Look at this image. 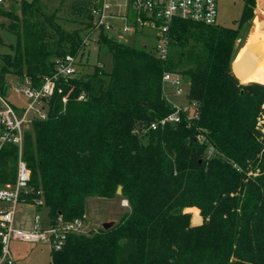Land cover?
<instances>
[{
	"label": "trees",
	"instance_id": "1",
	"mask_svg": "<svg viewBox=\"0 0 264 264\" xmlns=\"http://www.w3.org/2000/svg\"><path fill=\"white\" fill-rule=\"evenodd\" d=\"M242 1L237 27L175 20L166 59L153 47L102 35L111 71L96 66L57 83L46 119L32 123L23 148L49 222L84 219L90 198L112 200L119 187L130 212L110 230L69 235L61 251L52 249L51 264H264V140L256 127L264 85L238 78L232 66L241 32L255 18V0ZM21 10H0L18 41L0 67L2 95L7 75L39 88L55 74V58L82 49L81 29L65 31L34 2ZM166 73L189 79L198 118L139 137L137 127L174 111ZM210 146L215 156H207ZM2 151L1 184L15 181L18 168L17 148ZM192 207L201 211L200 225L187 213Z\"/></svg>",
	"mask_w": 264,
	"mask_h": 264
},
{
	"label": "built area",
	"instance_id": "2",
	"mask_svg": "<svg viewBox=\"0 0 264 264\" xmlns=\"http://www.w3.org/2000/svg\"><path fill=\"white\" fill-rule=\"evenodd\" d=\"M218 2L219 0H95L91 7L90 26L82 35V49L77 56L67 53L55 58V74L46 76L39 88L33 86L31 79L24 78L17 90L26 99L23 108L14 107L0 93V156L6 146H14L18 151L15 181L0 183V264H18L12 255V243L48 244L53 250L61 251L69 235L87 234L89 230L83 218L64 222L59 217L56 222L45 224L43 192L31 185V170L26 164L23 151L25 133L30 130L35 120L46 119V100L58 90L57 83L79 74L76 69L77 62L86 48L93 43L99 47L102 35L115 39L111 34L115 33L118 41L124 43L122 41L125 36H146L150 30L154 33L156 43L153 53L160 59H166L171 41L169 32L174 21L216 26ZM4 3L5 0H0V10L8 12ZM1 19L2 16L0 24ZM163 85L165 99L174 111L155 123L137 127L134 132L139 137L150 131L181 124L183 121L191 124L198 118L197 104L188 99V90H184L183 78L179 74H164ZM165 85L174 87L176 98H183L187 105L180 106L171 101L165 94ZM59 93L62 91L59 90ZM197 139L201 144L207 142L205 135L200 134ZM215 155V149L210 146L207 156Z\"/></svg>",
	"mask_w": 264,
	"mask_h": 264
},
{
	"label": "rangeland",
	"instance_id": "3",
	"mask_svg": "<svg viewBox=\"0 0 264 264\" xmlns=\"http://www.w3.org/2000/svg\"><path fill=\"white\" fill-rule=\"evenodd\" d=\"M33 3L36 9H39L42 16L53 17L54 22L61 26L65 31L72 32L76 29L82 30V35L85 34L86 24L91 20L92 5L95 0H5V10L11 13H15L19 16L22 15L21 5L22 3ZM255 18L253 23L241 32L240 40L238 41V55L234 60V73L238 78L255 77L258 79L256 83L264 85V0H255ZM219 12H218V24L225 28L237 27L238 21L242 15L244 4L242 0H219ZM0 25V67L4 65V57L13 56L15 48H17V35L9 29L11 23L10 20L1 19ZM255 27L254 32H257L256 40L250 41L249 44L253 53V61L247 60L245 64H240L237 61L239 54L247 40L250 31ZM50 31L49 32L50 34ZM115 39L118 40V35L111 33ZM252 34V35H253ZM154 33L147 31L146 36H139L134 38L131 35L124 37L123 41L127 45L135 44L137 47L147 45L149 48L155 46ZM254 36V35H253ZM261 60V61H260ZM260 61V62H259ZM113 64V58L110 52L105 46L98 47L96 44H92L86 48L83 56L78 60L76 69L78 73L93 74L96 66H99L108 73L111 71ZM244 71L246 73H244ZM253 80V79H250ZM184 90L187 91L190 84L189 79L183 78ZM245 84V83H243ZM21 87V80L17 76L7 75L5 79V93L3 97L12 105L22 107L26 105V99L23 94L17 90ZM174 87L165 85V94L168 98L180 106L187 105L186 100L183 98H176L174 95ZM261 117L257 122V129L261 132V140H264V105L262 106ZM127 206V201H123L122 196L112 198V200L102 199L99 197L90 198L87 201L85 221L88 224L87 234H95L102 229L104 223L107 221H115L113 219L122 218L124 215L130 212ZM192 207L187 210V213H191L192 224L200 225L202 223L201 211L198 210V214L192 212ZM23 216V215H22ZM43 219L45 224L49 222L47 213L43 212ZM116 220L115 222H117ZM16 251L21 254V258L18 264H50L52 246L48 244H12L11 251L13 254L14 247Z\"/></svg>",
	"mask_w": 264,
	"mask_h": 264
},
{
	"label": "bare ground",
	"instance_id": "4",
	"mask_svg": "<svg viewBox=\"0 0 264 264\" xmlns=\"http://www.w3.org/2000/svg\"><path fill=\"white\" fill-rule=\"evenodd\" d=\"M254 29H255V27H253V30L248 34L249 37L247 38V40H246V42H245V44L241 50V53L239 54V57L237 58V61L240 64H245L247 62V60L253 61V59H254V53H253V51L249 45L251 43L250 41H252V39H253L252 34H253Z\"/></svg>",
	"mask_w": 264,
	"mask_h": 264
},
{
	"label": "crops",
	"instance_id": "5",
	"mask_svg": "<svg viewBox=\"0 0 264 264\" xmlns=\"http://www.w3.org/2000/svg\"><path fill=\"white\" fill-rule=\"evenodd\" d=\"M252 30H253V28H252ZM251 30V31H252ZM250 31V32H251ZM249 37V36H248ZM248 37H246V38H248ZM21 80V84H22V82H23V80L22 79H20ZM14 106V105H13ZM16 106V105H15ZM14 106V107H15ZM17 107V106H16ZM24 106H22V107H17L18 109H20V108H23ZM123 201H126V200H123ZM122 205H123V203H122ZM124 206V205H123ZM125 207V206H124ZM126 207H129V209H130V206H129V203H128V201H127V206ZM125 207V208H126ZM120 218H118V219H113V220H119ZM108 223L109 222H112L111 220L110 221H107ZM19 243H24V242H19ZM18 242H15V243H12V244H19ZM26 244H28V243H26ZM13 258L15 259V261L17 262V263H19V260H20V258H21V254L18 252V251H16V246L14 247V250H13ZM50 264H51V261H50Z\"/></svg>",
	"mask_w": 264,
	"mask_h": 264
},
{
	"label": "water",
	"instance_id": "6",
	"mask_svg": "<svg viewBox=\"0 0 264 264\" xmlns=\"http://www.w3.org/2000/svg\"><path fill=\"white\" fill-rule=\"evenodd\" d=\"M116 194H117L118 196H122V187H119V188L117 189ZM114 224H115V221H112V222H109V223H104V224L102 225V227H103V229H105V230H110Z\"/></svg>",
	"mask_w": 264,
	"mask_h": 264
}]
</instances>
